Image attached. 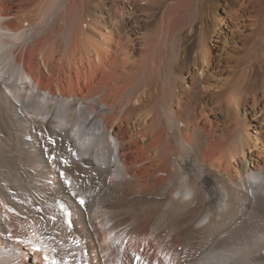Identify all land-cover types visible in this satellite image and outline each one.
I'll return each instance as SVG.
<instances>
[{"label":"bare ground","instance_id":"obj_1","mask_svg":"<svg viewBox=\"0 0 264 264\" xmlns=\"http://www.w3.org/2000/svg\"><path fill=\"white\" fill-rule=\"evenodd\" d=\"M263 250L264 0H0V264Z\"/></svg>","mask_w":264,"mask_h":264},{"label":"rangeland","instance_id":"obj_2","mask_svg":"<svg viewBox=\"0 0 264 264\" xmlns=\"http://www.w3.org/2000/svg\"><path fill=\"white\" fill-rule=\"evenodd\" d=\"M215 53H217V52H214V54H215ZM149 233H150V231H148V232L146 233L148 237L150 236V235H149ZM162 235H163V236H165V234H164V233H163ZM175 247H176V246H174V248H175ZM180 247H181V246H178L177 248L180 250V249H181ZM153 255L155 256V255H156V253H155V252H153V250H152V256H153ZM166 264H167V263H166Z\"/></svg>","mask_w":264,"mask_h":264},{"label":"snow or ice","instance_id":"obj_3","mask_svg":"<svg viewBox=\"0 0 264 264\" xmlns=\"http://www.w3.org/2000/svg\"><path fill=\"white\" fill-rule=\"evenodd\" d=\"M81 203H83V201H81ZM45 260H48L47 256H45ZM51 264H55V261H52Z\"/></svg>","mask_w":264,"mask_h":264}]
</instances>
